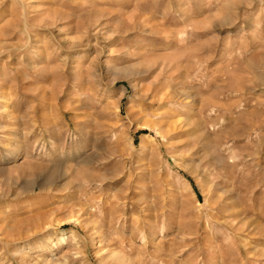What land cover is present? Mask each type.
Returning a JSON list of instances; mask_svg holds the SVG:
<instances>
[{
    "label": "rangeland",
    "instance_id": "obj_1",
    "mask_svg": "<svg viewBox=\"0 0 264 264\" xmlns=\"http://www.w3.org/2000/svg\"><path fill=\"white\" fill-rule=\"evenodd\" d=\"M0 264H264V0H0Z\"/></svg>",
    "mask_w": 264,
    "mask_h": 264
}]
</instances>
